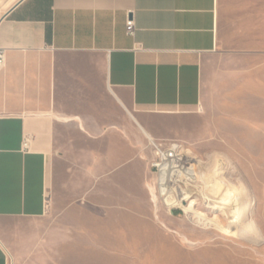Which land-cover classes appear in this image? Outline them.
Here are the masks:
<instances>
[{
  "label": "crops",
  "instance_id": "obj_1",
  "mask_svg": "<svg viewBox=\"0 0 264 264\" xmlns=\"http://www.w3.org/2000/svg\"><path fill=\"white\" fill-rule=\"evenodd\" d=\"M0 49V264L12 220L94 246L147 212V133L264 110V0H22Z\"/></svg>",
  "mask_w": 264,
  "mask_h": 264
},
{
  "label": "rangeland",
  "instance_id": "obj_2",
  "mask_svg": "<svg viewBox=\"0 0 264 264\" xmlns=\"http://www.w3.org/2000/svg\"><path fill=\"white\" fill-rule=\"evenodd\" d=\"M20 1L0 0V22ZM245 105L243 111H234L238 119L213 118L211 126L205 127L186 118L168 122L152 134L155 142L178 141L189 147L204 162L199 164L203 174L245 188L255 203L253 219L261 243L217 230L195 229L187 223L184 209L176 207L170 212L164 198H154V203L150 196L148 211L133 214L131 222L118 225L113 215L110 221L94 222L101 225L95 232L100 234V244L94 246L88 245L87 235L81 231L57 230L50 218L12 220V235L4 240L9 264H264V118H259L264 110L256 108L255 102ZM148 150L151 184L155 154L150 140ZM133 184L137 182L133 180ZM194 185L187 187L192 196L184 206L213 214L203 201L207 188L201 182Z\"/></svg>",
  "mask_w": 264,
  "mask_h": 264
},
{
  "label": "bare ground",
  "instance_id": "obj_3",
  "mask_svg": "<svg viewBox=\"0 0 264 264\" xmlns=\"http://www.w3.org/2000/svg\"><path fill=\"white\" fill-rule=\"evenodd\" d=\"M147 137L149 140L154 139L153 134L147 133ZM193 160V164H181L179 170L169 175L170 180H162L165 185L162 191L166 206L171 211L176 207L184 209L187 223L195 229L206 232L217 230L253 243H261L262 235L253 219L252 207L255 203L247 190L234 184H227L217 175L203 174L200 165L203 166L204 162L197 157H193ZM180 182H184L185 186H179ZM198 182L207 188L203 201L208 208L215 211L213 214L190 211L188 209L190 207L184 206L190 199L188 196H192L188 193L187 187L195 188L194 184ZM175 192L178 198L173 197L172 193Z\"/></svg>",
  "mask_w": 264,
  "mask_h": 264
},
{
  "label": "built area",
  "instance_id": "obj_4",
  "mask_svg": "<svg viewBox=\"0 0 264 264\" xmlns=\"http://www.w3.org/2000/svg\"><path fill=\"white\" fill-rule=\"evenodd\" d=\"M126 27H127V33L130 36H134L136 33V22L135 19L133 18V13H130V17L126 22ZM134 50L140 51L143 50V47L141 44L136 43ZM4 61H5V54L4 51L0 49V67L2 66ZM150 141H152V144L154 146L155 159L151 163L153 179L151 184H149L147 187L149 194L151 196V200L152 202H154V198H156V200L160 197L164 198L162 190L165 185L162 183L163 182L162 180L163 179H166V181L170 180L169 175H172V173L174 174L176 170H179L178 167L181 164L183 163L193 164L194 163L193 157H197V156H195V154L189 147L185 146L184 144L178 141H170V142H155L153 140ZM23 148L24 150H28L29 148L28 137H25L23 141ZM178 185L185 186L184 182H180ZM172 195L173 197L176 196L178 198V194L176 192L172 193ZM172 211L170 210V212Z\"/></svg>",
  "mask_w": 264,
  "mask_h": 264
},
{
  "label": "water",
  "instance_id": "obj_5",
  "mask_svg": "<svg viewBox=\"0 0 264 264\" xmlns=\"http://www.w3.org/2000/svg\"><path fill=\"white\" fill-rule=\"evenodd\" d=\"M21 1H22V0H21ZM21 1H20V2H21ZM20 2H19V3H20ZM19 3H18V4H19ZM4 19H5V18H3L2 20H4ZM1 22H2V21H1ZM1 22H0V23H1Z\"/></svg>",
  "mask_w": 264,
  "mask_h": 264
}]
</instances>
